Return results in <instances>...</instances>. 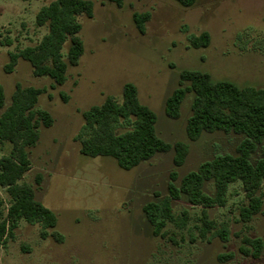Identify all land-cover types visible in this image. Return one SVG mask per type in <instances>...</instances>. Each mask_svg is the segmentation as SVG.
I'll use <instances>...</instances> for the list:
<instances>
[{
    "label": "rangeland",
    "instance_id": "rangeland-1",
    "mask_svg": "<svg viewBox=\"0 0 264 264\" xmlns=\"http://www.w3.org/2000/svg\"><path fill=\"white\" fill-rule=\"evenodd\" d=\"M52 0H0V40H12L10 50L36 44L46 27L35 24L38 9ZM92 17L80 16L83 53L76 66H68L66 80L57 85L48 77L32 75L30 64L19 59L11 73L0 72L5 102L15 83L43 88L36 108L50 113L53 122L38 129V141L29 148L30 168L22 180L34 187L35 199L57 218L55 241L40 237L39 223L21 219L0 246V264H264V247L258 258L238 251L239 235L264 237V183L262 208L247 222L237 221L245 202L238 182L231 183L223 207L207 211L217 224L227 222L230 237L203 240L195 225L199 206L185 198L172 201L175 215L189 208L184 228L165 226L166 237L154 236L142 211L155 194H166L173 151L160 153L124 170L108 156L88 157L79 152L76 135L83 123L81 112L100 104L106 95L121 99L122 85L133 83L141 103L156 115V132L173 143L184 141L188 152L176 169L177 180L215 155L234 153L242 136L215 131L189 140L185 124L190 95L180 117L169 118L164 100L177 87L184 69L207 72L213 80L238 86L264 88V0H195L183 7L174 0H124L122 7L91 0ZM148 12L144 32L136 30L132 13ZM206 31L205 47H192L190 39ZM67 48L64 44L63 53ZM63 96L66 99H63ZM11 144L0 142V156ZM259 152L252 156L255 160ZM40 174L41 182L35 183ZM211 194L212 184L204 185ZM7 203V193L0 188ZM219 254H231L219 259Z\"/></svg>",
    "mask_w": 264,
    "mask_h": 264
},
{
    "label": "trees",
    "instance_id": "trees-1",
    "mask_svg": "<svg viewBox=\"0 0 264 264\" xmlns=\"http://www.w3.org/2000/svg\"><path fill=\"white\" fill-rule=\"evenodd\" d=\"M26 1V0H23ZM122 7L124 0H101ZM183 7L192 6L195 0H174ZM91 0H52L42 5L35 14V24L46 27V33L34 45H27L7 52L3 66L11 73L19 59L27 61L35 77H48L61 85L66 80L68 66H76L83 53L79 36L80 16L92 17ZM148 12L132 13L136 30L144 32ZM209 42L206 31L192 36V47H205ZM1 44L10 46L5 37ZM67 43L65 53L64 44ZM43 88L22 86L15 83L8 104L0 83V142L11 144L7 154L0 156V188L7 193L5 205L0 195V246L13 237L18 222L39 223V235L50 236L55 241L63 237L54 230L55 213L35 199L34 187L22 180L30 168L29 148L38 141V129L49 127L53 119L44 109L36 108ZM190 95V114L185 132L189 140H196L204 132L222 131L241 135L234 153L215 155L200 162L196 169L178 180L176 169L183 165L188 144L184 141L170 143L156 132V115L138 98L136 86L131 82L122 85L121 99L106 95L98 105L81 112L83 123L76 135L79 152L88 157L108 156L117 165L129 170L146 162L156 154L173 151L172 170L169 171L166 194H155L142 211L154 236L166 237L165 226L173 223L184 228L189 220V208H182L178 215L172 210V201L185 198L190 206H199L200 215L195 225L198 237L210 240L218 237L227 242L230 229L227 222L216 223L208 209L223 207L227 202L229 185L238 182L244 192L245 202L238 208L237 221L249 222L262 208L260 187L264 183V88L238 86L228 80H213L204 71L184 69L179 72L178 85L164 100V112L172 119L180 117L181 105ZM63 99H66L63 96ZM259 152L258 157L252 156ZM41 182L40 174L34 178ZM211 183V194L205 192V183ZM238 251L247 257L258 258L264 247V237L239 235ZM231 254H219L227 259Z\"/></svg>",
    "mask_w": 264,
    "mask_h": 264
},
{
    "label": "crops",
    "instance_id": "crops-1",
    "mask_svg": "<svg viewBox=\"0 0 264 264\" xmlns=\"http://www.w3.org/2000/svg\"><path fill=\"white\" fill-rule=\"evenodd\" d=\"M9 47L10 46H6V45L0 43V72L1 73H5L3 70V66L5 65V63L8 60L7 52L10 50ZM5 74H7V73H5Z\"/></svg>",
    "mask_w": 264,
    "mask_h": 264
}]
</instances>
